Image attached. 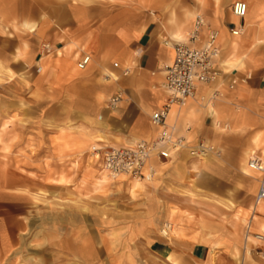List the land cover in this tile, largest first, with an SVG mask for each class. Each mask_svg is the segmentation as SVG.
Listing matches in <instances>:
<instances>
[{
	"label": "crops",
	"instance_id": "crops-1",
	"mask_svg": "<svg viewBox=\"0 0 264 264\" xmlns=\"http://www.w3.org/2000/svg\"><path fill=\"white\" fill-rule=\"evenodd\" d=\"M234 1L236 0H0V17L5 24H10L13 28L12 22L17 20L22 26L31 25V31L38 25L34 33L18 32L13 28L15 36L12 37L16 40L9 39L14 47L11 61L9 59V62L6 60L2 63L7 67L13 64L19 66L22 75L29 69L39 67L43 57L40 55V44L50 41L53 51L45 58L48 68L45 74L39 73L37 80H33L34 90L42 94L37 103L45 101L49 106H64V119H94L104 123L105 126L94 131L103 133L107 140H97L99 146L94 147L129 145L142 139L154 140L159 128L152 123L151 115L166 100L168 91L164 86L165 68L174 60L175 45L187 40L185 36L192 29L197 15H203L208 24L202 33V43L207 38L208 28L221 30L220 55L217 61L222 70V82L218 85L213 82L201 84L197 91L201 92L206 85H211L217 88L219 97L222 93L225 97L223 101L215 103L216 110L213 112L206 110L198 97L192 99L185 108L171 109L167 122L176 127V136L183 137L186 146L176 152L172 159L162 161L157 157L153 158L155 162L163 164L175 158L177 165L159 177L154 184L145 186H151L153 196H149V192L145 208L137 211L141 214L134 215L142 218L130 221V239L146 237L145 245L158 251L165 260H168L167 254L173 256V260H168L171 264H197L210 260L211 252L216 249L225 251L233 248L235 242L241 244L240 232L243 226L246 227L242 218L255 205L257 187L253 192L249 190V193L244 186L241 163L249 147L264 154V46L255 51L256 60L250 65L253 74L251 79L239 82L232 88L230 84L234 77L246 72L237 70V67L231 68V72H225L223 62L232 51L233 59L224 64L229 67L237 65L240 61L234 56L244 49V41L263 40L262 30L259 28L262 22L258 19L263 6H256L249 13L250 7L255 4L253 0H243L248 3L249 9L247 15L240 18L233 14ZM25 19L30 22L23 21ZM16 24L18 25L17 22ZM240 28L242 31L239 34H233L234 30ZM24 42L28 43V59L31 61L28 66L23 61L14 60L15 51L18 47H23ZM249 45L250 43L247 44ZM85 53L91 54L92 62L86 69L76 68L78 60ZM115 61L119 62L120 67L113 66ZM125 68H130L128 75L123 74ZM119 91H123L124 95L118 108L110 109L105 106L109 98ZM71 113L75 115L71 116ZM217 115L234 125L232 130L224 132L220 137L216 135L213 126V119ZM66 134L70 135V132ZM258 134H261L262 141L259 147H255L253 138ZM201 141L222 145L226 156L224 163L213 157L203 156V160H209L199 169H207L212 176H220L224 181L222 185H216L211 180L202 183V195L214 200L220 198L240 201L236 205L239 209L238 220H234L232 230L230 223L227 225L218 220L203 218L195 224L184 219L186 216L183 215L181 219L184 221L177 229L178 232L185 233L186 238L175 240L181 246L179 248L149 235L153 232L154 220L168 214L166 209L161 214L160 208L163 205L158 201L163 198L159 192L156 193L162 180L177 178L178 175L182 179L192 173L191 159L195 156L191 155L190 147ZM244 172L249 176L255 173L247 163L244 165ZM22 180L23 177L17 175V172L12 174L9 167L0 165V264L22 263L19 259L28 244V228L30 235H33L37 225L36 222L33 224V211L28 207L29 203L32 204V198L23 193ZM243 194L253 197L251 205L242 203ZM198 214L197 212L196 216ZM256 222L260 223L258 219ZM253 227L254 232H260L254 223ZM208 233L213 236L208 237ZM56 245L60 249L57 256L63 262L71 255L88 264L102 261L96 246L88 253L85 241L72 240L70 236H66L65 231Z\"/></svg>",
	"mask_w": 264,
	"mask_h": 264
},
{
	"label": "rangeland",
	"instance_id": "rangeland-1",
	"mask_svg": "<svg viewBox=\"0 0 264 264\" xmlns=\"http://www.w3.org/2000/svg\"><path fill=\"white\" fill-rule=\"evenodd\" d=\"M253 3L255 5L250 7L249 13H252L256 6H263L262 13L258 17L262 22L259 28L262 30L263 40L244 41L246 46L236 54V57L234 56L240 61L237 65L229 67L224 64L227 60L233 59L232 51L224 60L225 72H231L229 70L233 67L246 72L234 77L237 79L236 84L251 79L245 78L252 73L250 65L256 60L255 51L264 46V0H253ZM151 13L155 15V12ZM23 21L30 22L26 19ZM20 23L17 20L12 22L13 28L18 32L34 33L38 29L37 24L33 23L36 29L31 31V25L24 27ZM13 28L10 24H5L0 17V165L9 167L12 174L17 172V175L23 177V193L32 198V204L29 203L28 207L33 211V224L36 222L37 225L33 235H30L28 228V244L25 245L22 258L19 259L22 261L21 264H30L31 260L32 264H88L73 255L64 262L58 258L60 249L57 248L56 242L62 238L63 231L72 240L85 241L88 253L96 246L102 257V261L97 264H171L168 260H173V256L167 254L168 260H165L158 251L151 250L145 245L146 237L130 239V221L142 218L134 215L141 214L140 210L145 208L149 192V196H153L154 191L151 186L147 188L145 186L154 184L159 177L173 169L177 165V160L174 158L163 164L155 162L153 157L151 164L155 168V174L150 179H142L141 187L130 179L118 180L110 176H107L105 181L100 179L102 161L94 155L93 148L99 146L97 140H107V137L94 130L105 124L94 119L86 121L64 119V106H49L45 101L37 103L42 94L34 90L33 80L35 82L37 75L45 74L48 68L45 60L48 55L42 54L43 45L45 43L53 45L50 41L41 42L39 50L43 57L39 62V68L34 67L21 75L19 66L13 64L7 67L2 63L6 60L9 62V59L11 61L14 47L9 39L16 40L12 37L15 36ZM218 30L221 32L220 29ZM27 48V42H24L23 47H18L14 53V60L23 61L28 66L31 61L28 59ZM59 54L63 53L59 52ZM220 82H222L221 76L214 84L218 85ZM214 90L217 88L206 85L201 92L198 90L196 95L203 107L210 112L216 110L215 103L223 101L225 97L222 93L221 97L218 94L215 99L208 100ZM189 102L184 106L176 107L185 108ZM72 115L75 114L71 113ZM213 126L219 137L234 128L232 122L220 115L213 119ZM76 131H79L77 135ZM66 132H70V135ZM261 141V134L253 138L255 147H259ZM212 145L218 153L212 151L207 156L224 163L226 159L224 147L215 142ZM252 149L254 148L247 149L241 163L244 186L251 192L258 186L259 176L258 173L249 176L244 172V165ZM181 154L182 152L179 155ZM208 160L195 157L191 159L193 170L188 176L181 179V175H178L177 178H173L175 180L161 181L163 183L156 194L159 192L163 198L158 201L163 205L160 208L161 214L165 209L168 214L166 217L159 216L154 220L153 232L149 235L176 246L175 240L186 238L185 233L178 232L177 229L184 219L196 224L198 220L210 218L223 224L230 223L233 230L234 220H238L239 215L236 205L240 201L220 198L214 200L202 195L204 193L200 189L203 188L202 183L211 180L216 185H222L224 181L220 176L214 174L212 176L207 169H199ZM242 200L246 205L253 203L251 195L243 194ZM252 206L248 209L250 220L248 215L242 218V223L246 226H243L240 232L242 243L235 242L230 250L216 249L211 252L210 260L197 264H264V258L261 257V252H264L262 247L264 246V215L252 214ZM197 212L199 216H196ZM183 215L186 217L182 221ZM255 218L260 223L256 222ZM168 223H172L174 231L170 230ZM253 223L258 226L260 232L257 233L263 235L262 239L255 236L257 233L253 231L255 230ZM163 229H168L167 235L162 232ZM208 235V237L213 236L212 233Z\"/></svg>",
	"mask_w": 264,
	"mask_h": 264
},
{
	"label": "built area",
	"instance_id": "built-area-1",
	"mask_svg": "<svg viewBox=\"0 0 264 264\" xmlns=\"http://www.w3.org/2000/svg\"><path fill=\"white\" fill-rule=\"evenodd\" d=\"M248 3L243 0H236L232 4L233 14L244 18L248 13ZM206 18L197 15L192 29L187 35V40L178 42L175 49V57L171 64L165 68L164 86L168 91L163 106L151 115L152 123L159 128L157 137L154 140H139L129 145H106L94 147V155L102 161L103 168L112 178H117L122 174L130 175L140 179H150L155 174V168L150 166L146 170L149 160L157 157L162 161L172 159L174 154L186 146L183 137L176 136V127L167 122L168 115L174 104L183 105L186 99L194 95L201 84H209L217 80L222 75V70L218 63L220 55L219 30L208 28L207 38L202 43V33L207 27ZM242 28L234 30L233 34H239ZM53 51L50 43L43 45L42 54H49ZM92 62L90 53H85L78 60L79 69H86ZM115 68L120 67L119 62L113 63ZM39 68V67H38ZM130 68L123 70L124 75H128ZM252 74L247 75L251 78ZM237 79L234 78L230 87H234ZM218 95V90L215 91ZM123 91L112 95L107 101V107L115 109L123 98ZM212 144L201 141L196 146L190 147L191 155L195 157L204 156L212 151H216ZM247 165L256 171L258 176L257 193L255 205L264 202V154L257 150H252L247 158ZM262 239V234H255ZM264 258V252H261Z\"/></svg>",
	"mask_w": 264,
	"mask_h": 264
},
{
	"label": "bare ground",
	"instance_id": "bare-ground-1",
	"mask_svg": "<svg viewBox=\"0 0 264 264\" xmlns=\"http://www.w3.org/2000/svg\"><path fill=\"white\" fill-rule=\"evenodd\" d=\"M23 26H27V25H23ZM206 28V27H205ZM221 40V32L219 31V41ZM78 67V66H77ZM219 79V78H218ZM217 79V80H218ZM217 80H215L213 83H215ZM216 90H214L212 93H211V96L208 98V100H213V99H215L216 97H218V95H216V92H215ZM197 93H198V91H196V93L194 94V95H192V96H190V97H188L187 99H186V101H185V103L183 104V105H176V104H174L173 106H172V108L171 109H173L174 107H176V106H184V105H186L190 100H192V99H194L195 97H196V95H197ZM202 99H205V97H202ZM172 111V110H171ZM207 155V154H206ZM200 157H203V156H200ZM153 158V157H152ZM152 158L149 160V162H148V165L146 166V170L150 167V166H152V164H151V160H152ZM251 169V168H250ZM103 170V171H102ZM102 170L100 169V173H99V177H100V179H102L103 181H105V179H106V177L107 176H110L109 174H108V172L102 167ZM254 171V170H253ZM255 173H257L256 171H254ZM111 177V176H110ZM117 179L118 180H126V179H130V180H132V181H135V183H136V185H139L140 187H141V185H143V180L142 179H140V178H137V177H132V176H130V175H126V174H122V175H120L119 177H117ZM134 183V184H135ZM138 186V187H139ZM254 207H253V210L251 209V212H252V214H259V213H264V202H261V203H259L258 205H253ZM255 220H256V218H255ZM168 225V227L170 228V230L171 231H174V227H173V225H172V223H168L167 224ZM168 229H163V233L164 234H168V231H167Z\"/></svg>",
	"mask_w": 264,
	"mask_h": 264
}]
</instances>
